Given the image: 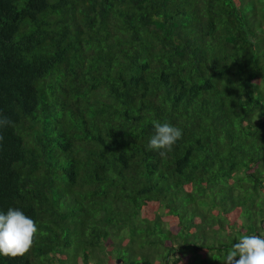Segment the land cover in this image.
<instances>
[{"label":"trees","instance_id":"trees-1","mask_svg":"<svg viewBox=\"0 0 264 264\" xmlns=\"http://www.w3.org/2000/svg\"><path fill=\"white\" fill-rule=\"evenodd\" d=\"M0 264H224L264 236V0H0ZM153 121L183 131L147 147Z\"/></svg>","mask_w":264,"mask_h":264},{"label":"clouds","instance_id":"clouds-1","mask_svg":"<svg viewBox=\"0 0 264 264\" xmlns=\"http://www.w3.org/2000/svg\"><path fill=\"white\" fill-rule=\"evenodd\" d=\"M11 121L0 117V128ZM154 134L147 147L153 150H170L183 136L181 128L169 123L153 121ZM2 139V137H0ZM37 222L20 208L0 210V255H17L27 252L40 235ZM224 264H264V236L243 235L225 253Z\"/></svg>","mask_w":264,"mask_h":264}]
</instances>
